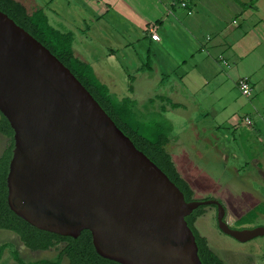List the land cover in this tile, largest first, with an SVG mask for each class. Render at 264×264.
Masks as SVG:
<instances>
[{"label": "water", "instance_id": "1", "mask_svg": "<svg viewBox=\"0 0 264 264\" xmlns=\"http://www.w3.org/2000/svg\"><path fill=\"white\" fill-rule=\"evenodd\" d=\"M0 113L14 130L11 210L35 228L78 238L120 264H202L186 218L216 207L240 243L264 227L233 229L219 200L187 202L73 73L0 11Z\"/></svg>", "mask_w": 264, "mask_h": 264}, {"label": "crops", "instance_id": "2", "mask_svg": "<svg viewBox=\"0 0 264 264\" xmlns=\"http://www.w3.org/2000/svg\"><path fill=\"white\" fill-rule=\"evenodd\" d=\"M16 1L72 34L74 56L114 97L171 124L165 150L182 179L174 155L195 153L202 142L219 156L224 151L208 138L220 143L217 133L226 132L237 136V185L254 169L264 187V0ZM153 25L160 41L151 37ZM245 78L251 97L238 88ZM258 192L237 191V223L259 205L250 201Z\"/></svg>", "mask_w": 264, "mask_h": 264}, {"label": "trees", "instance_id": "3", "mask_svg": "<svg viewBox=\"0 0 264 264\" xmlns=\"http://www.w3.org/2000/svg\"><path fill=\"white\" fill-rule=\"evenodd\" d=\"M0 11L8 15L57 57L90 92L117 127L130 138L137 149L142 151L180 188L186 201L193 200L192 189L178 174L171 156L165 150L172 132L169 122L161 118L159 121L152 122L151 126H146L141 120L138 104L131 98L120 100L114 97L109 88L96 78L91 66L74 56L73 35L62 33L51 26L43 10L29 14L27 9L16 0H0ZM174 107L176 108V105ZM0 134L10 141L0 157V230L17 235L23 246L30 251L53 250L57 253L52 259L26 263L20 252L13 250L14 261L17 264H63L64 260H67V264H120L105 259L97 253L90 231L84 230L78 238L64 237L35 228L11 210L8 204L7 178L13 157L14 130L2 113H0ZM205 208L207 207L196 210L186 218V221L196 235L202 264H225L223 259L211 249L207 239L200 237L195 229L194 219L202 218ZM213 208L216 209V207ZM263 213L264 206L258 207L238 223L240 225L252 223ZM9 247V244L0 247V261L2 252Z\"/></svg>", "mask_w": 264, "mask_h": 264}, {"label": "rangeland", "instance_id": "4", "mask_svg": "<svg viewBox=\"0 0 264 264\" xmlns=\"http://www.w3.org/2000/svg\"><path fill=\"white\" fill-rule=\"evenodd\" d=\"M140 117L146 126H151L152 122L159 121L158 116L152 113L145 114V116L140 114ZM186 118L183 116L179 120H186ZM173 124L178 127L179 122L175 120ZM222 133H217L220 143L214 139H208L213 144L216 143L219 150L224 151L223 154L218 156L210 153L207 149L211 148L210 145L202 142L196 143L195 153H188L182 149L174 155L178 170L185 177L188 185L190 184L194 193L193 200L213 199L223 203L227 210V221L233 229L264 227V217H259L254 224L240 225L237 223V191L247 196H250L249 193L253 188L259 191L258 196L250 201L252 205L259 204L257 207H261L264 206V187L258 185L254 169L248 170L250 177H242V183L239 182L237 185V136L232 137L231 133ZM188 140V143H191L193 139L188 138ZM9 143V139L0 134V157ZM197 151H200V156ZM251 183H254V187L251 186ZM204 212L202 218L194 219L195 229L200 237L207 239L211 249L223 259L225 264H264V236L247 243H240L219 230L215 208L207 207ZM4 244H9L10 247L2 252V264H17L13 260V250H18L26 263L52 259L57 255L53 250L30 251L23 246L17 235L10 231L0 230V247ZM63 264H67V260H64Z\"/></svg>", "mask_w": 264, "mask_h": 264}, {"label": "built area", "instance_id": "5", "mask_svg": "<svg viewBox=\"0 0 264 264\" xmlns=\"http://www.w3.org/2000/svg\"><path fill=\"white\" fill-rule=\"evenodd\" d=\"M182 6L184 8H186L187 5L185 3H183ZM149 31H150L151 37L154 41H160L159 32H158L159 29H158L157 25H153L152 27H150ZM238 88H239L240 92L246 97H251V95L253 94V88L250 84V81L246 78L239 80ZM247 122H248V124L251 123L250 121H248V119H247Z\"/></svg>", "mask_w": 264, "mask_h": 264}]
</instances>
